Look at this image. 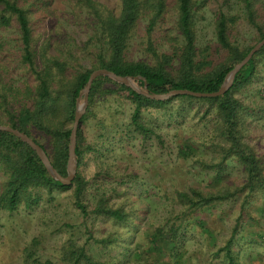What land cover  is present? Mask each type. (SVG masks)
Listing matches in <instances>:
<instances>
[{
    "label": "rangeland",
    "instance_id": "1",
    "mask_svg": "<svg viewBox=\"0 0 264 264\" xmlns=\"http://www.w3.org/2000/svg\"><path fill=\"white\" fill-rule=\"evenodd\" d=\"M27 0L32 37L37 45L77 46L88 34L83 17L72 16L66 0ZM118 13L120 0H95ZM175 0L165 7L149 35L146 20L138 21L129 39L126 58L153 64L156 53H167L178 38L174 29ZM196 47L213 53L214 14L221 0H193ZM232 9H238L236 3ZM264 23V0L256 5ZM229 37L240 45L251 43L253 30L239 12ZM1 38L10 32L2 31ZM71 38V39H70ZM73 40V41H72ZM81 54L79 53V56ZM219 53V57H220ZM80 61V60H79ZM82 67H89L81 60ZM110 93L97 96L88 118L80 125L89 145L75 172L87 179L82 201L90 208L98 197L126 213L123 222L89 213L82 216L72 202V188L35 191L29 206L0 210V264H68L62 251L69 244L81 246L93 258L115 264H226L223 245L230 239L236 264H264V192L246 196L235 193L208 206L184 212L175 192L195 187L202 192H232L243 182L240 166L232 158L216 174L195 163L218 156L213 112L196 101L170 100L140 109V121L153 135L142 137L130 125L133 104L126 92L106 83ZM244 105L241 141L258 156L264 167V60L256 58L251 82L234 94ZM169 98V97H168ZM167 99V98H166ZM82 99L75 103L79 106ZM156 135V136H155ZM2 172L0 171V181ZM110 238L102 247L94 239Z\"/></svg>",
    "mask_w": 264,
    "mask_h": 264
},
{
    "label": "trees",
    "instance_id": "2",
    "mask_svg": "<svg viewBox=\"0 0 264 264\" xmlns=\"http://www.w3.org/2000/svg\"><path fill=\"white\" fill-rule=\"evenodd\" d=\"M26 1L0 0V33L10 32L8 37L0 40V125L26 134L44 151L51 166L61 176H65L75 103L82 99L81 91L92 70L104 68L117 75L129 76L139 88L144 82L149 93L164 94L179 89L212 92L219 87L233 65L264 37V23L255 9L262 0H221V6L214 14L216 52L212 53L208 47L198 49L193 22L194 2L175 0L174 29L178 38L167 53L158 54L147 43L146 48L155 59L153 64H148L126 58L129 39L136 23L142 18L146 20L145 34L149 35L165 7L164 0H120L117 14L95 0H66L70 14L83 17L87 22L89 31L80 46L73 43L53 45L49 40L37 45L31 34ZM233 3L238 7L236 11L231 7ZM239 12L246 26L254 32L251 43L247 45H240L229 37L231 25L235 23ZM257 57L264 60V44L235 72L228 89L214 97L177 94L167 99L153 100L103 75H97L89 86L86 106L75 131L76 166L90 148L83 141L85 138L80 125L91 113L97 96L111 92L109 87L104 86L109 83L126 92L133 104L130 125L142 137L154 136L152 129L140 121L142 107H158L170 100L180 99L202 103L205 105L204 112H213V131L224 145L218 147L216 158L205 160L199 157L195 163L202 169L218 174L225 169L226 160L232 158L240 166L244 179L232 192H202L195 187L176 191L175 199L184 207V212L190 213L244 190L246 196L255 191L264 192L263 163L241 141V112L245 110V105L234 96L251 82ZM79 60H87L89 67H82ZM0 171V210L13 211L19 205L29 206L37 198L35 191L39 189L50 192L52 189L71 187L72 202L82 216L91 213L115 222L126 219V213L119 207L107 205L106 197L103 196L87 208L82 201L87 179L75 172L68 185L61 184L46 172L31 147L1 130ZM234 232L233 229L230 239ZM230 239L226 240L222 249L226 264H236L230 252ZM94 241L104 247L109 244L110 238ZM62 258L68 264H115L97 260L83 247L72 244L63 249Z\"/></svg>",
    "mask_w": 264,
    "mask_h": 264
},
{
    "label": "water",
    "instance_id": "3",
    "mask_svg": "<svg viewBox=\"0 0 264 264\" xmlns=\"http://www.w3.org/2000/svg\"><path fill=\"white\" fill-rule=\"evenodd\" d=\"M264 44V37L261 38L259 41H257L250 50L246 53V55L225 74L224 79L222 80L219 87L212 92H195V91H188V90H171L169 92H166L164 94H157V93H149L147 92L145 88V83L143 82L142 88H139L134 83H132L129 76H121L117 75L107 69L104 68H97L92 70L87 77V80L85 82V85L83 87V90L81 91L82 96V102L79 106L75 107L72 124L70 128L69 133V139H68V145H67V159L65 164V176H61L59 173L56 172V170L51 166L47 156L45 155L44 151L36 144L34 143L26 134H24L21 131H18L14 128H11L6 125H0L1 131H6L14 135L15 137L19 138L21 141L25 142L29 147L33 149L37 157L39 158L41 164L43 165L46 172L54 179L59 181L61 184L68 185L74 176L75 171V157H74V145H75V131L78 126V121L83 113L85 106H86V99H87V93L89 90V86L91 84V81L97 76V75H103L110 80L122 84L131 90L135 91L136 93H139L149 99L153 100H163L168 97L177 95V94H185L195 97H214L221 95L223 92H225L228 87L231 84V80L235 72L244 65L247 60L251 57V55L262 45Z\"/></svg>",
    "mask_w": 264,
    "mask_h": 264
}]
</instances>
